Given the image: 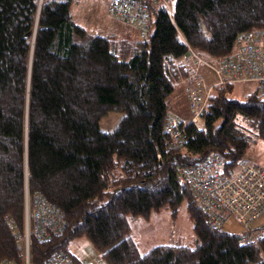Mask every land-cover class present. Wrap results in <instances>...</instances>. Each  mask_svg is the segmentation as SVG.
Masks as SVG:
<instances>
[{"label":"trees","instance_id":"trees-1","mask_svg":"<svg viewBox=\"0 0 264 264\" xmlns=\"http://www.w3.org/2000/svg\"><path fill=\"white\" fill-rule=\"evenodd\" d=\"M152 11L154 30L141 39L135 28L88 31L70 0H0V261L23 264L27 190L65 222L59 235L30 238V264H46L80 236L99 252L95 264H264V232L252 240L210 226L178 170L212 153L231 167L244 160L249 135L264 140V94L239 101L227 96L233 85L217 87L202 126L184 124L181 147L163 130L166 98L186 74L182 56L227 54L237 35L264 28V0H175L171 15ZM110 110L124 115L102 131ZM182 202L193 245L141 254L127 216L174 215Z\"/></svg>","mask_w":264,"mask_h":264},{"label":"built area","instance_id":"built-area-1","mask_svg":"<svg viewBox=\"0 0 264 264\" xmlns=\"http://www.w3.org/2000/svg\"><path fill=\"white\" fill-rule=\"evenodd\" d=\"M110 15L135 28L141 39L150 32L152 10L164 8L171 15L169 0H101ZM180 62L186 74L179 80L188 99L191 112L189 120L197 124L207 105L210 94L217 87L227 84L254 83L259 93H264V28L240 33L234 39L230 51L215 57L209 64L194 50L189 49ZM204 64V65H203ZM206 66L215 75L211 84H206L200 74V66ZM185 122L179 116L168 114L163 126L174 146L185 142ZM180 176L190 190L195 204L205 213L207 222L218 231L225 227L239 226L247 231V239L254 240L264 232L263 224L255 225L264 213V167L248 160L239 161L236 166L226 164L218 153L207 155L196 164L178 167ZM65 222L60 210L43 200L39 195L31 199L27 190L24 194L23 230L20 247L23 264H30L29 241L48 240L63 232ZM238 230V231H239ZM0 264H12L2 260ZM46 264H91L78 260L68 251H56Z\"/></svg>","mask_w":264,"mask_h":264},{"label":"rangeland","instance_id":"rangeland-1","mask_svg":"<svg viewBox=\"0 0 264 264\" xmlns=\"http://www.w3.org/2000/svg\"><path fill=\"white\" fill-rule=\"evenodd\" d=\"M169 1L171 4V12H173L175 0ZM70 13L76 23L94 33L110 34L117 31H122L124 33L129 31V28L131 30L133 28L130 24L119 21L117 18L110 15L101 0H70ZM151 18L154 20L153 16ZM153 30L154 27L151 25L150 33H152ZM134 32L136 31L134 30ZM134 32L132 36L136 38L137 36ZM198 55L209 64H211L215 58ZM203 65L200 66L199 72L204 78L205 83L209 85L214 82L215 75ZM184 69L186 71V68ZM254 89H256L254 83H238L233 85L232 92L228 93L227 96L232 99L243 101L245 95L254 91ZM166 103L168 105V114L179 116L185 122H189L192 114L189 110L187 95L182 84H177L174 87L172 93L167 96ZM123 115L124 112L121 110L108 111L98 120L100 130H113ZM196 125L202 126L201 118ZM248 139L250 146L245 152L244 160L252 161L257 165L263 166L264 140L254 135H249ZM127 219L131 226L130 236L136 242L138 251L141 254L157 245H193L194 233L192 221L188 215L185 202L179 205L174 215H172L169 209H160L152 210L149 219L131 216H127ZM263 219L264 213L260 216L255 225H260L261 223H259V221ZM225 229L229 232H237L240 228L237 225H232L225 227ZM66 248L72 256L78 257V259H87L92 264L102 263L99 252L85 236L71 239Z\"/></svg>","mask_w":264,"mask_h":264},{"label":"crops","instance_id":"crops-1","mask_svg":"<svg viewBox=\"0 0 264 264\" xmlns=\"http://www.w3.org/2000/svg\"><path fill=\"white\" fill-rule=\"evenodd\" d=\"M137 35V34H136ZM259 223H261V224H263L264 225V219L261 221H259ZM75 257V256H74ZM75 258H77L78 259V257H75ZM78 260H87V259H84V258H82V259H78ZM88 261V260H87Z\"/></svg>","mask_w":264,"mask_h":264},{"label":"water","instance_id":"water-1","mask_svg":"<svg viewBox=\"0 0 264 264\" xmlns=\"http://www.w3.org/2000/svg\"><path fill=\"white\" fill-rule=\"evenodd\" d=\"M39 4H40V0H39ZM34 34H35V32H34Z\"/></svg>","mask_w":264,"mask_h":264},{"label":"bare ground","instance_id":"bare-ground-1","mask_svg":"<svg viewBox=\"0 0 264 264\" xmlns=\"http://www.w3.org/2000/svg\"><path fill=\"white\" fill-rule=\"evenodd\" d=\"M41 1H42V0H41ZM41 1H40V2H41Z\"/></svg>","mask_w":264,"mask_h":264}]
</instances>
